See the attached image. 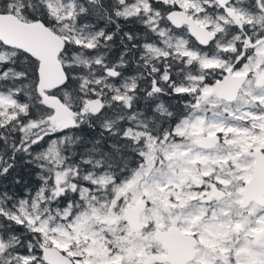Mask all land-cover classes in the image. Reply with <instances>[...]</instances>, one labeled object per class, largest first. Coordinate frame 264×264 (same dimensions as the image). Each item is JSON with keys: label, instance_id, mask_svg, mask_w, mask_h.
Listing matches in <instances>:
<instances>
[{"label": "snow or ice", "instance_id": "obj_1", "mask_svg": "<svg viewBox=\"0 0 264 264\" xmlns=\"http://www.w3.org/2000/svg\"><path fill=\"white\" fill-rule=\"evenodd\" d=\"M0 264H264V0H0Z\"/></svg>", "mask_w": 264, "mask_h": 264}]
</instances>
